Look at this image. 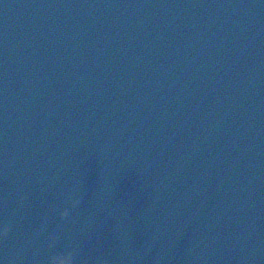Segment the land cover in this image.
<instances>
[{"label": "water", "instance_id": "1", "mask_svg": "<svg viewBox=\"0 0 264 264\" xmlns=\"http://www.w3.org/2000/svg\"><path fill=\"white\" fill-rule=\"evenodd\" d=\"M257 0H0V249Z\"/></svg>", "mask_w": 264, "mask_h": 264}, {"label": "clouds", "instance_id": "2", "mask_svg": "<svg viewBox=\"0 0 264 264\" xmlns=\"http://www.w3.org/2000/svg\"><path fill=\"white\" fill-rule=\"evenodd\" d=\"M61 264H65V260L62 259Z\"/></svg>", "mask_w": 264, "mask_h": 264}]
</instances>
